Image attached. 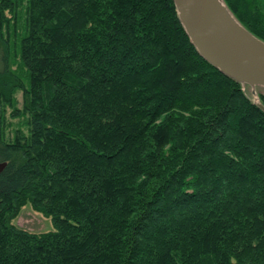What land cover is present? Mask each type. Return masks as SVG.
I'll use <instances>...</instances> for the list:
<instances>
[{
  "label": "trees",
  "instance_id": "trees-1",
  "mask_svg": "<svg viewBox=\"0 0 264 264\" xmlns=\"http://www.w3.org/2000/svg\"><path fill=\"white\" fill-rule=\"evenodd\" d=\"M224 1L264 40V0ZM247 90L174 0H0V264H264ZM26 202L54 229L14 224Z\"/></svg>",
  "mask_w": 264,
  "mask_h": 264
},
{
  "label": "water",
  "instance_id": "water-1",
  "mask_svg": "<svg viewBox=\"0 0 264 264\" xmlns=\"http://www.w3.org/2000/svg\"><path fill=\"white\" fill-rule=\"evenodd\" d=\"M179 20L198 53L223 73L249 84L264 109V40L249 31L224 0H174ZM0 161V171L5 166Z\"/></svg>",
  "mask_w": 264,
  "mask_h": 264
},
{
  "label": "rangeland",
  "instance_id": "rangeland-1",
  "mask_svg": "<svg viewBox=\"0 0 264 264\" xmlns=\"http://www.w3.org/2000/svg\"><path fill=\"white\" fill-rule=\"evenodd\" d=\"M248 91V90H247ZM252 91V90H251ZM249 90L248 93L251 94ZM18 105H21L22 95L21 92H17ZM9 111V109H7ZM8 115V113H6ZM7 120L10 122L9 127L5 129V137L11 138L12 128H15L21 119L17 117H10ZM12 222L20 227L28 229L30 231L40 232L54 229V224L50 216L44 215L40 211L35 210L29 202H26L21 206L19 212L13 217Z\"/></svg>",
  "mask_w": 264,
  "mask_h": 264
}]
</instances>
